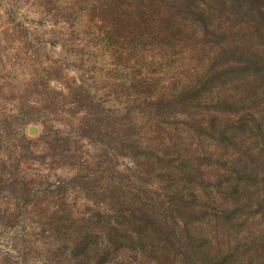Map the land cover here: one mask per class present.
<instances>
[{"label":"rangeland","instance_id":"374dc122","mask_svg":"<svg viewBox=\"0 0 264 264\" xmlns=\"http://www.w3.org/2000/svg\"><path fill=\"white\" fill-rule=\"evenodd\" d=\"M240 1L0 0V264H264Z\"/></svg>","mask_w":264,"mask_h":264},{"label":"trees","instance_id":"16d2710c","mask_svg":"<svg viewBox=\"0 0 264 264\" xmlns=\"http://www.w3.org/2000/svg\"><path fill=\"white\" fill-rule=\"evenodd\" d=\"M255 1L259 2L260 0H252V1L242 0L238 2L237 4L241 10H248L250 6L253 5V2ZM260 15H261V18L264 20V12L260 13ZM202 18L203 17L201 16V19ZM229 54H236L238 59L235 62L236 63L240 62L242 66H244L245 70L252 71L254 75L261 73L264 69V60H263L262 55L259 54V52L247 53L243 51L242 52L237 51V52H232ZM217 105L226 109L225 112H230L229 110H232V111L237 110L236 108H238V106L241 105V102L229 101V99L227 98H222L219 101H217ZM251 118H252L251 122H252L253 130L257 132L259 136H263L264 122L262 121V118L259 119L258 117L254 115H251ZM218 264H219V261H218Z\"/></svg>","mask_w":264,"mask_h":264}]
</instances>
